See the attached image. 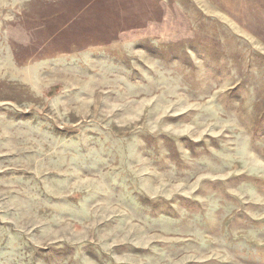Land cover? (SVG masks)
<instances>
[{
    "label": "rangeland",
    "instance_id": "obj_1",
    "mask_svg": "<svg viewBox=\"0 0 264 264\" xmlns=\"http://www.w3.org/2000/svg\"><path fill=\"white\" fill-rule=\"evenodd\" d=\"M0 264H264V0H0Z\"/></svg>",
    "mask_w": 264,
    "mask_h": 264
}]
</instances>
